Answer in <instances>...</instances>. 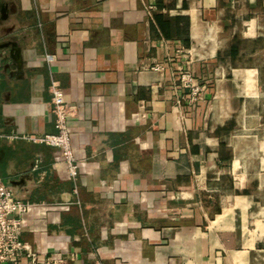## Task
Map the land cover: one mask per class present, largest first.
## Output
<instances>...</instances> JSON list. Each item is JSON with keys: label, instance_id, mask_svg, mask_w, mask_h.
I'll use <instances>...</instances> for the list:
<instances>
[{"label": "crops", "instance_id": "crops-1", "mask_svg": "<svg viewBox=\"0 0 264 264\" xmlns=\"http://www.w3.org/2000/svg\"><path fill=\"white\" fill-rule=\"evenodd\" d=\"M53 81L76 176L12 137L56 132ZM0 178L40 257L264 264V0H0Z\"/></svg>", "mask_w": 264, "mask_h": 264}, {"label": "built area", "instance_id": "built-area-1", "mask_svg": "<svg viewBox=\"0 0 264 264\" xmlns=\"http://www.w3.org/2000/svg\"><path fill=\"white\" fill-rule=\"evenodd\" d=\"M46 58L52 61L54 55L48 53ZM151 68L161 72L165 67L161 63L155 64ZM180 86L184 93L177 100L179 105L184 101L192 106L205 92V83L196 78L194 73L189 70L181 72ZM51 92L56 132L41 135L26 133L12 135V137H21L32 142L45 143L60 148L68 172L72 176H76L78 163L73 153L68 125V120L73 114L72 107L58 81L52 82ZM31 205L30 201L17 199L11 187L0 178V264H65L69 257L75 258V252L67 251L40 257L28 242L21 239L24 216Z\"/></svg>", "mask_w": 264, "mask_h": 264}]
</instances>
